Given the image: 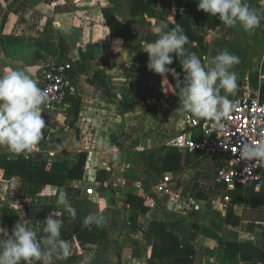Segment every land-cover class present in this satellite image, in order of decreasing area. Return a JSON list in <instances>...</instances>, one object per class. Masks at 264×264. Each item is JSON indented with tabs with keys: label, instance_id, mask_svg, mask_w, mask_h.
<instances>
[{
	"label": "crops",
	"instance_id": "0c3cea01",
	"mask_svg": "<svg viewBox=\"0 0 264 264\" xmlns=\"http://www.w3.org/2000/svg\"><path fill=\"white\" fill-rule=\"evenodd\" d=\"M192 2L198 0H0V74L25 70L42 88L51 65L69 61L75 82L74 94L59 110L43 109L46 126L31 152L0 151L56 173H67L85 153L83 177L64 185L79 190L73 198L86 200L82 209L87 216L104 217L99 228L107 233L100 241L93 225L61 214L64 207L55 196L63 188L0 169V237L10 235L16 223L41 237L45 217L54 214L62 221L60 238L70 247L62 264H264V186L226 189L215 181L222 163L218 157L168 143L183 128L177 80H184V72L177 71L178 77L156 74L142 51L143 44L158 38L161 22L169 29L187 24L204 37V63L222 50L237 55L232 71L243 81L240 90L247 85L260 93L264 19L252 32L223 23L211 29L190 15ZM247 3L264 17V0ZM164 175L171 176L173 194L193 197L197 206L185 213L171 210L169 194L156 190ZM87 188L94 192L88 195ZM128 194L140 197L141 205H127ZM4 209L15 216L7 219ZM152 220L162 221L191 245L190 262L179 261L173 236L153 233ZM52 264H57L55 256Z\"/></svg>",
	"mask_w": 264,
	"mask_h": 264
},
{
	"label": "clouds",
	"instance_id": "9594fccd",
	"mask_svg": "<svg viewBox=\"0 0 264 264\" xmlns=\"http://www.w3.org/2000/svg\"><path fill=\"white\" fill-rule=\"evenodd\" d=\"M198 9L216 17L225 27L239 25L246 32L254 31L264 19L248 6L247 0H198ZM156 31L158 38L142 45V51L149 55L148 69L161 76L170 73L178 77L176 69L169 67L175 54L184 72V80H177L179 111L219 126L235 108V102L228 97L237 92V74L232 69L239 57L222 50L204 63L185 48L189 41L180 26L169 29L167 23L161 22ZM48 101V91L39 86L34 74L22 69L0 74V147L15 154L31 152L42 138L46 126L43 106ZM239 156L259 166L264 163V142L242 144ZM57 203L76 218V210L64 191L58 193ZM103 222V216L89 214L83 225L100 227ZM44 225L41 237L23 223H16L10 235L0 237V264H52L54 256L57 260L66 259L70 247L60 238L62 221L49 214Z\"/></svg>",
	"mask_w": 264,
	"mask_h": 264
},
{
	"label": "built area",
	"instance_id": "2783aa9c",
	"mask_svg": "<svg viewBox=\"0 0 264 264\" xmlns=\"http://www.w3.org/2000/svg\"><path fill=\"white\" fill-rule=\"evenodd\" d=\"M72 69L69 61L51 65L42 83V89L49 93V101L43 106L45 111L59 110L65 104L67 95L74 94V78L68 73ZM259 76L264 79V69ZM230 100L235 102V108L223 118L219 126L214 121L196 118L185 112L182 116L183 128L168 143L181 151L202 152L225 158V164L221 163L216 169L215 181L226 189L247 183L261 188L264 186V163L253 166L254 162L241 159L239 152L244 143L259 145L264 142V100L258 90L247 85ZM170 180V175H164L156 185L157 191L169 194L166 202L168 207L180 213L195 208V198L183 197L170 191ZM93 192V188L86 189L88 195ZM149 207L154 208L155 204L151 203Z\"/></svg>",
	"mask_w": 264,
	"mask_h": 264
},
{
	"label": "trees",
	"instance_id": "16d2710c",
	"mask_svg": "<svg viewBox=\"0 0 264 264\" xmlns=\"http://www.w3.org/2000/svg\"><path fill=\"white\" fill-rule=\"evenodd\" d=\"M190 15L192 17L201 19L202 21L209 23V26L211 29H215L222 23L216 17H211L209 14L205 13L203 10L198 9V2L191 3ZM180 27L183 29L184 33L188 37L189 42L188 44L185 45V48L187 49V51L194 52L197 55L199 54L198 56L201 58L202 54H204L206 51L204 37L202 35L193 34L190 31L189 26L187 24H182ZM110 30L112 33H114V30L111 26H110ZM193 41L196 42L195 45L193 44ZM60 43L62 45V41ZM61 48L64 50L63 45ZM176 61H179V59L175 57V54H173V63L170 65V68H175L176 71L183 72L182 66L176 67V64H175ZM68 73L71 76L74 75L72 70H69ZM237 84H238V88H237V92H238L241 86L243 85V81L238 79ZM259 90H260V97L261 99L264 100V87L261 86ZM221 95H224L223 91L221 92ZM232 97L233 96L230 95L228 98L232 99ZM150 158H151V167L154 170L156 169V166L154 164L155 162L154 155H151ZM85 160H86V154L80 153L78 155L77 162L68 170L67 173H56V172H51L48 170L32 168L28 165V160L26 158L22 156H19L17 158H8L5 152L0 151V169H3L9 172L12 175H18L22 178L24 177L35 178L37 180V183L41 185H51V186L57 187L58 189L63 188L64 192L68 196L69 201L71 202L72 206L76 210V218H79L82 220H84V218L87 216L86 212L83 211L82 209L84 206V203H86V200L76 202L73 197L75 196V194L80 193L79 190H74L70 187L65 186L64 184L67 179H72V178L79 179L83 177ZM167 161L168 160L165 157L163 159V163ZM59 192L60 191H57L56 193V196H55L56 200H57ZM141 203H142V199L140 197L134 194L127 195L126 204L129 205L130 207H139ZM4 210L6 212L7 219L15 216L12 210L10 209H4ZM59 211L61 212L62 215L70 216L69 213L63 208ZM150 227L155 235L158 234V232L163 231L164 233H167L173 236L176 239V242L178 245L177 249L179 248V250L181 251L179 252V255H178L179 261L190 262L189 256L192 253V248L190 244L183 243L179 239V237L175 235L171 230H168L166 224H164L160 220H152L150 223ZM93 231L98 233L100 241H102V239H104L107 236V233L103 229H100L99 227L95 225H93ZM263 245H264V234H263ZM57 264H62V263L60 262V260H57Z\"/></svg>",
	"mask_w": 264,
	"mask_h": 264
},
{
	"label": "rangeland",
	"instance_id": "374dc122",
	"mask_svg": "<svg viewBox=\"0 0 264 264\" xmlns=\"http://www.w3.org/2000/svg\"><path fill=\"white\" fill-rule=\"evenodd\" d=\"M256 78V74H253L251 77V82ZM222 163H224L226 160L225 158H219ZM225 164V163H224ZM222 186V185H221Z\"/></svg>",
	"mask_w": 264,
	"mask_h": 264
}]
</instances>
